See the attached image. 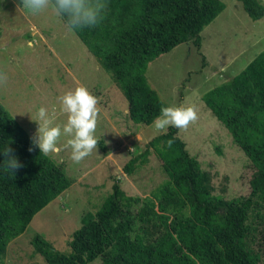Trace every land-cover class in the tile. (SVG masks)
<instances>
[{
  "label": "trees",
  "instance_id": "16d2710c",
  "mask_svg": "<svg viewBox=\"0 0 264 264\" xmlns=\"http://www.w3.org/2000/svg\"><path fill=\"white\" fill-rule=\"evenodd\" d=\"M239 1L250 18L264 16L258 0ZM106 4L99 26L74 32L127 99L129 120L149 125L161 107L168 106L146 79L149 63L189 40L200 49V32L224 4L221 0H106ZM201 98L249 160L240 178L249 186L246 195L225 199L214 194L210 174L187 150L178 129L169 127L123 167L131 175L152 149L169 179L143 199L128 196L114 183L95 212L81 215L68 254L53 249L39 234L31 240L34 251L47 264H86L97 257L102 264H264L256 249L257 232H264L260 226L264 50ZM31 137L0 103V149L8 145L24 165L14 177L0 167V258L32 217L73 183L61 165L39 153ZM4 159L0 153V166ZM135 202L141 206L134 210Z\"/></svg>",
  "mask_w": 264,
  "mask_h": 264
},
{
  "label": "rangeland",
  "instance_id": "374dc122",
  "mask_svg": "<svg viewBox=\"0 0 264 264\" xmlns=\"http://www.w3.org/2000/svg\"><path fill=\"white\" fill-rule=\"evenodd\" d=\"M221 1L223 10L200 32V49L192 40L181 43L152 60L145 75L168 106L197 109L198 120L186 130L178 129L177 134L210 174L213 193L230 199L249 191L240 179L249 160L201 96L235 76L264 50V16L254 20L239 0ZM258 1L264 5V0ZM20 3L0 0V69L8 76L7 83L0 86V103L33 137L38 125L31 118L38 109L56 108L55 122L63 124L66 116L59 111L58 97L84 85L99 100L95 135L105 147L98 142L97 152L75 164L70 150L63 148L66 138L61 137L62 150L48 155L73 183L32 217L0 258V264H47L34 251L33 236L39 234L53 249L68 254L69 239L80 226L81 215L87 210L95 212L113 191L114 183L128 196L143 199L169 179V173L151 148L131 175L124 173L129 159L142 153L161 132L153 122L137 125L129 120L123 93L75 32L67 31L60 17L51 10L33 15L18 7ZM221 66L226 70L220 71ZM132 206L135 210L141 203ZM256 240L264 259V232L258 230ZM86 264H102L101 257Z\"/></svg>",
  "mask_w": 264,
  "mask_h": 264
},
{
  "label": "clouds",
  "instance_id": "9594fccd",
  "mask_svg": "<svg viewBox=\"0 0 264 264\" xmlns=\"http://www.w3.org/2000/svg\"><path fill=\"white\" fill-rule=\"evenodd\" d=\"M18 7L33 15L51 10L64 21L68 32H74L99 26L104 19L107 4L106 0H21ZM219 70L226 69L221 66ZM7 80V73L0 69V86L5 85ZM58 102L59 111L66 116V121L63 124L56 123V108L50 111L42 106L36 116L31 118L38 127L30 139L40 154L48 156L50 153L58 154L62 150L60 141L61 137H65L63 148L69 149L71 161L79 164L93 151L97 152L99 141L95 133L100 112L99 100L87 87L78 85L60 95ZM198 118V111L194 106H163L160 115L154 118L153 126L158 132L163 133H166L169 127L186 130ZM167 143L170 147L172 140ZM28 150L32 151V148L29 147ZM0 153L5 157L0 167L14 177L15 171L24 165L8 145L0 149Z\"/></svg>",
  "mask_w": 264,
  "mask_h": 264
}]
</instances>
